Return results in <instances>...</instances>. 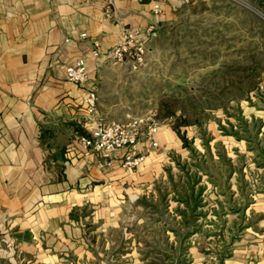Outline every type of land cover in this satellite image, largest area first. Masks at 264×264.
<instances>
[{"label":"crops","instance_id":"crops-1","mask_svg":"<svg viewBox=\"0 0 264 264\" xmlns=\"http://www.w3.org/2000/svg\"><path fill=\"white\" fill-rule=\"evenodd\" d=\"M187 1L113 0L114 12L109 13L107 0H0V264H172L159 263L152 254L147 258L141 239L149 237L154 249L165 241L168 252H180V231L189 229L192 214L207 204V189L218 190L209 181L212 167L195 169L193 164L194 153L203 154L200 142L207 128L219 161H228L219 172L226 175L232 193L244 194L246 187L248 212L258 216V225L250 227L236 252L264 264V205H256L264 204V103L237 99L231 105L237 110L234 116L219 104L217 117L181 119L177 125L159 118L160 147L132 169L123 166L121 151L113 166L101 168L100 157L82 144L81 136L107 119L99 84L110 67L125 64L109 58L122 29L144 30L149 46L178 22ZM79 57L85 58L89 86L99 95L92 119L84 104L88 87L66 75V66ZM238 115L248 129L255 122L260 125L251 141L234 133ZM203 146L210 153L208 139ZM130 200L138 215L127 227L128 236L123 221ZM150 209L159 218L148 217Z\"/></svg>","mask_w":264,"mask_h":264},{"label":"rangeland","instance_id":"rangeland-1","mask_svg":"<svg viewBox=\"0 0 264 264\" xmlns=\"http://www.w3.org/2000/svg\"><path fill=\"white\" fill-rule=\"evenodd\" d=\"M187 5L179 13L178 22L166 27L157 40L149 44L143 65L137 69L128 64L120 69L109 68L104 83L99 84L103 95L101 108L107 119H124L127 113L141 115L153 110L158 118L171 119L177 125L181 119L192 122L217 117L219 104L234 116L237 110L231 107L233 102L245 99L252 83L264 86V0H188ZM263 86L259 94L249 91L248 96L263 104ZM206 130L203 137L211 145L210 153L203 146L205 138L202 137L203 154L194 153L193 164L195 169L203 165L212 167L209 181L219 187L218 190L207 189L206 195L204 193L207 204L200 205L192 214L190 223L193 224L187 228L199 232L192 236L193 232L190 235V230L183 227L180 231L183 246L174 255L168 252L165 241H161L157 249L150 247V238L146 236H142L141 247L147 258L152 254V259L157 258L159 263L194 264L197 259L199 264H255L254 257L237 253L236 249L246 241L258 216L248 212L251 203L247 201L246 187L244 194L232 193L226 175L219 172L221 164L228 161H219L212 134L208 128ZM210 182L207 183L211 185ZM199 196L196 195L198 200ZM129 204L123 221L128 236L127 227L133 225L138 215L131 208V200ZM174 206L171 203V209ZM152 214L159 218L151 209L146 213L148 217ZM197 217L202 218L197 220ZM170 221L171 225L176 223ZM138 232L143 235L144 230L140 228ZM152 259L150 263L155 262Z\"/></svg>","mask_w":264,"mask_h":264},{"label":"built area","instance_id":"built-area-1","mask_svg":"<svg viewBox=\"0 0 264 264\" xmlns=\"http://www.w3.org/2000/svg\"><path fill=\"white\" fill-rule=\"evenodd\" d=\"M93 2L95 0H81ZM155 11H160L156 5ZM107 12H114L113 0H107ZM150 31V29H148ZM82 37L86 33L81 34ZM147 34L140 28L124 27L119 43L110 52L109 58L116 63H130L134 69L146 62L148 55ZM95 55H99V42L95 41ZM67 79L88 87L84 104L90 118L98 112L99 95L89 86L90 70L84 57H79L66 66ZM160 120L157 114L150 110L141 115L127 113L124 119H106L99 121L89 135H82V144L88 152H94L100 157L99 166H113L118 152L123 154V166L132 169L140 166L152 150L160 147L157 133Z\"/></svg>","mask_w":264,"mask_h":264},{"label":"trees","instance_id":"trees-1","mask_svg":"<svg viewBox=\"0 0 264 264\" xmlns=\"http://www.w3.org/2000/svg\"><path fill=\"white\" fill-rule=\"evenodd\" d=\"M251 87H250V92H252V91H254L256 94H259V92H260V90H261V87H260V84H258V82L257 83H252L251 85H250ZM249 91H247L245 94V97L246 98H250V96H248L249 94H247V93H249ZM238 127H239V130H242V131H245V133H240V131L238 130H236L234 133L237 135V136H241V135H243V137L244 138H247L249 141H251L252 140V138H253V135H251L253 132H255L256 131V134H257V130H259V127H260V125L258 124V122H255L254 123V125H252V128L251 129H248V127H247V125L244 123V120L242 119V117L240 116V115H238ZM232 125V124H231ZM232 127H233V125H232ZM234 131V130H233ZM251 132V133H250ZM256 136V135H255ZM183 140H184V143H185V145L186 146H188L189 144H188V141L186 140V138L183 136ZM190 147V146H189ZM192 150H193V147H190ZM258 148V147H257ZM263 150H264V148H263ZM194 151V150H193ZM263 151L261 150L260 151V153H262ZM196 198V196L194 197V199ZM182 199L186 202V200L185 199H188L187 197L186 198H184V197H182ZM184 216H185V214H184ZM183 221L184 222H186V218H184L183 219Z\"/></svg>","mask_w":264,"mask_h":264}]
</instances>
